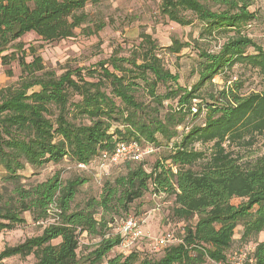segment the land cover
Listing matches in <instances>:
<instances>
[{"label": "trees", "instance_id": "trees-1", "mask_svg": "<svg viewBox=\"0 0 264 264\" xmlns=\"http://www.w3.org/2000/svg\"><path fill=\"white\" fill-rule=\"evenodd\" d=\"M110 1L0 0V57L21 69L15 86L0 90V168L10 185L0 195V232L25 224L24 214L41 222L52 205L57 209V220L40 235L5 247L0 264L15 256H32L36 264H101L119 243L111 226L131 211L139 214L146 196L161 194L172 197V216L182 226L170 232L182 243L161 253L138 247L107 264H218L248 245L250 264H264V241H257L264 233V155L242 164L230 151L264 133V43L251 35L259 12L250 0H160L165 21L197 25L203 43L172 38L159 47L141 33L128 55L119 47L105 60L61 74L46 71L36 47L25 49L20 41L34 33L40 42H60L79 29L97 35L104 25L89 27L86 7ZM9 47L15 51L3 55ZM187 48L196 53L190 86L165 64L166 56L179 61ZM236 65L261 78L259 92L241 93L243 82L231 74ZM129 142L153 153L120 163L122 174L105 178L97 196L76 203L102 154ZM195 143L208 148L197 150ZM64 161L75 170L70 178L57 171L41 182H22L27 168ZM83 234L100 240L79 255Z\"/></svg>", "mask_w": 264, "mask_h": 264}, {"label": "rangeland", "instance_id": "rangeland-1", "mask_svg": "<svg viewBox=\"0 0 264 264\" xmlns=\"http://www.w3.org/2000/svg\"><path fill=\"white\" fill-rule=\"evenodd\" d=\"M250 9L257 10L260 15V21L254 27L251 33L252 37L260 43H264V0H250ZM160 0H112L97 6L86 7L90 22L88 26L91 28L99 24L104 28L93 36H85L82 30H77L73 38L60 42L43 43L34 33L24 35L20 41L25 45V49L34 46L37 54L43 59L46 71L54 70L56 74H61L67 69L87 68L95 63L107 59L112 55L113 51L121 47L123 52L120 55H128L132 47L137 45L141 33L151 34L158 41L159 47L170 45L172 38L182 42H190L196 40L199 36V28L197 25L193 27H179L172 23H167L159 13ZM200 43L201 40H198ZM207 41V40H204ZM15 43H13L14 45ZM210 45H215L211 41ZM13 47H9L3 54L14 52ZM28 53V52H27ZM183 56L177 61L174 57H165L166 66L173 72L180 75V83L186 86L192 85L195 81L193 75V66L196 62V53L189 48L182 51ZM26 61H31L30 54L26 56ZM232 76L236 75L243 82L241 93L247 95L252 92H259L262 88L261 78L252 70L236 65L233 67ZM21 75V69L16 61L4 63L0 57V90L15 86ZM216 84L220 83L219 78H215ZM142 95V94H140ZM195 149H206L199 143L194 144ZM230 151L235 157H238L240 163H251L258 157L264 155V133L257 136L252 144L234 145ZM151 159H154V157ZM96 169H89V181L79 188L76 203H82L87 197L97 196L100 191V184L93 179V173ZM60 171L63 180L70 178L75 170L67 163L61 162L58 165H47L44 168L35 171L27 168L22 172V182H41L48 179L54 172ZM109 179L116 175L122 174L124 168L118 165L110 169ZM3 170L0 168V195H3L5 189L10 185L2 181ZM172 197L160 195L159 197L146 196L143 199V206L139 210V214L131 211V215L144 221V228L151 236H159L170 230L174 231L182 226L171 212ZM240 199H233L231 203L238 205ZM26 223L16 226L12 230L0 232V252L5 247L16 246L25 239L38 236L41 234L43 227L51 223L50 217L41 222L32 221L28 214H24ZM119 224L115 223L111 226V233L114 234ZM241 227H237L234 235L232 248H236L239 244L238 238ZM100 239L80 235L79 255H86L90 250L95 248ZM257 241H264V233L257 237ZM147 251V242L142 241L138 246ZM120 249L116 247L104 258L101 264H107V261L120 254ZM3 264H36L32 256L29 257H11L5 259Z\"/></svg>", "mask_w": 264, "mask_h": 264}, {"label": "built area", "instance_id": "built-area-1", "mask_svg": "<svg viewBox=\"0 0 264 264\" xmlns=\"http://www.w3.org/2000/svg\"><path fill=\"white\" fill-rule=\"evenodd\" d=\"M191 112L197 113L196 107H192ZM153 153L151 147L142 148L136 142L118 143L113 153H103L100 161L93 173V179L97 184L110 176V169L118 166L123 162L140 161L143 157ZM79 169L88 170L86 166L79 165ZM153 197H159L154 195ZM49 217L51 223L57 220V209L54 205L50 207ZM49 224V223H48ZM116 235L119 238L118 248L121 254H127L131 250L138 248L142 241L147 242V248L152 253H161L170 246L181 244L182 239L176 237L173 232H166L159 236L151 237L144 228V221L132 215L126 217L119 223L116 229ZM253 251V246L248 245L244 249L238 250L231 255L227 260L218 264H250L252 258L250 257Z\"/></svg>", "mask_w": 264, "mask_h": 264}]
</instances>
